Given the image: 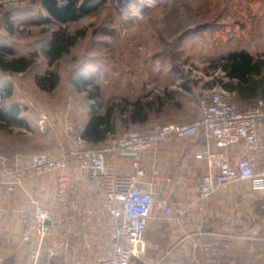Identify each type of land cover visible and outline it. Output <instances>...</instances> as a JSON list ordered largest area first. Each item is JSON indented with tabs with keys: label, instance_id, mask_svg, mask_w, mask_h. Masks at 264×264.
Returning <instances> with one entry per match:
<instances>
[{
	"label": "rangeland",
	"instance_id": "rangeland-1",
	"mask_svg": "<svg viewBox=\"0 0 264 264\" xmlns=\"http://www.w3.org/2000/svg\"><path fill=\"white\" fill-rule=\"evenodd\" d=\"M93 1L98 6L94 11L77 21L59 22L43 0H0V46L11 47L16 56L38 55L25 72L0 68V87L13 85L11 97L0 96V108L19 105L24 120L0 129V161L56 141L55 135L63 134L70 123L84 125L95 102L100 111L125 100L151 103L148 120L138 123L129 119L133 106L121 112L118 105L117 133L193 121L200 116L198 101L203 94L236 83L223 68L230 54L246 51L255 60H264V0ZM58 31L76 35L77 41L51 66L46 53ZM49 69L61 76L52 91L42 89L36 80ZM97 88L99 101L92 97ZM234 101L240 106L254 102L241 99L237 91ZM43 114L53 125L49 134L41 132ZM173 143L186 146L190 141L175 138ZM234 185L245 195L240 214L254 219L252 214H259V209L251 211L253 192L245 184ZM222 193L204 201L208 218L219 226L232 213L223 205ZM196 233L175 232L172 221L153 218L146 233L149 249L131 264L162 260L195 264L199 255L211 259V264H264V240L227 239L218 230L208 239L213 243L210 250L196 253L192 244L198 240ZM182 238L187 246L173 248V242Z\"/></svg>",
	"mask_w": 264,
	"mask_h": 264
},
{
	"label": "built area",
	"instance_id": "built-area-1",
	"mask_svg": "<svg viewBox=\"0 0 264 264\" xmlns=\"http://www.w3.org/2000/svg\"><path fill=\"white\" fill-rule=\"evenodd\" d=\"M235 97L236 91L225 87L211 89L200 97V116L193 121L126 129L96 144L85 137L83 126L70 123L64 138L1 157L0 191L21 190L28 200L20 211L21 239L32 264H46L45 257L61 264H131L139 257L155 210L168 206V199L156 193L161 170L148 169L144 153L173 137L193 138L201 146L207 173L196 185L198 199L241 182L264 193V98L240 106ZM40 125L45 134L53 129L44 114ZM121 158L131 159L132 172L119 169ZM52 172L58 175L52 189L27 181ZM196 235L195 245L206 249L215 233ZM224 237L264 240L253 229Z\"/></svg>",
	"mask_w": 264,
	"mask_h": 264
},
{
	"label": "crops",
	"instance_id": "crops-1",
	"mask_svg": "<svg viewBox=\"0 0 264 264\" xmlns=\"http://www.w3.org/2000/svg\"><path fill=\"white\" fill-rule=\"evenodd\" d=\"M88 120L81 126L85 128ZM55 136L64 138L65 128L63 134H56ZM56 137L55 140L57 139ZM175 138L178 137L170 138L157 149L144 153L143 163L145 166L148 169L158 167L161 170V174L156 178V193L168 199L167 207L155 210V218L172 221L175 225V232L179 233L219 230L226 234L240 229H253L261 236H264V193L253 189L247 182L237 184H245L253 192L254 197L249 204L250 208L252 207L251 211L253 212V208L257 206L259 209V214H252L255 216L254 219L253 217L248 220L244 219V216L240 214L245 206V203L240 201L245 200V195L243 191L235 188L234 184L225 188L224 193H222L223 189L216 194L222 193L221 200L223 205L232 210V213L226 215L220 226L218 222L211 221L208 218L210 215L204 205V201L208 199L200 200L196 194L197 183L207 173V162L202 155L201 146L193 138L188 139L190 144L178 146L173 143ZM166 157H170L172 160L167 162ZM130 161L131 159L121 158L118 166L119 169L125 172H132V167L127 164ZM57 176L56 172H52L34 177L31 180L28 179L27 181H29L30 185L52 189L57 185ZM176 189H179V192H176ZM27 205L28 200L21 190H17L10 195L0 191V264H32L28 246L21 239L22 224L20 211ZM181 210L185 212V215L180 214L179 211ZM173 244V248H184L187 246V241L182 238L174 241ZM192 244L196 253H199V251L207 252L213 246V243H210L208 248H200L201 250H199V247L195 243L192 242ZM147 249H149L148 244L144 252ZM197 260L195 264H211L212 261L211 259L208 261V258L203 255H199ZM44 261L46 264H61L58 260H48L46 257ZM162 261H158V264H167V261Z\"/></svg>",
	"mask_w": 264,
	"mask_h": 264
},
{
	"label": "trees",
	"instance_id": "trees-1",
	"mask_svg": "<svg viewBox=\"0 0 264 264\" xmlns=\"http://www.w3.org/2000/svg\"><path fill=\"white\" fill-rule=\"evenodd\" d=\"M103 1V0H102ZM93 0H43V4L49 14L59 22L77 21L88 13L94 11L98 6L93 4ZM77 36L65 35L56 32L53 41L49 44V51L46 53L49 64L53 66L59 61L70 48L76 43ZM37 53L30 57L16 56L13 49L9 46H0V68L5 71L25 72L30 69L37 60ZM227 75L236 79V83L231 84L227 89L237 91L239 97L244 100L264 98V60H255L246 51L232 53L223 64ZM37 84L45 90L52 91L60 84L61 76L53 69H49L44 75L36 78ZM13 94L11 83L0 87V96L9 98ZM94 100H100L99 88L92 96ZM96 103V102H95ZM92 105L90 119L88 120L84 135L92 143L96 144L105 140L110 133L117 132L115 111L118 105L121 109L127 110L128 106H133L129 112V119L135 122H145L148 120L146 112L151 103L123 101L121 104H111L105 111L98 109L97 103ZM23 110L19 105H13L10 109L0 108V129L6 128L11 121H24L20 118Z\"/></svg>",
	"mask_w": 264,
	"mask_h": 264
}]
</instances>
